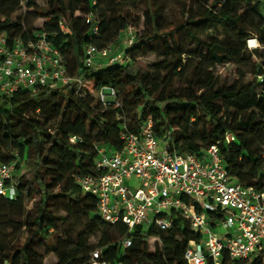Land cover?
<instances>
[{
  "label": "trees",
  "instance_id": "obj_1",
  "mask_svg": "<svg viewBox=\"0 0 264 264\" xmlns=\"http://www.w3.org/2000/svg\"><path fill=\"white\" fill-rule=\"evenodd\" d=\"M143 2L147 7L140 23L136 14ZM175 2L183 16L167 21L160 0H48L46 6L37 0H0V36L10 46L16 40L27 46L44 33L71 77L93 82L96 93L110 88L117 94L102 104L77 82L0 91V165H14L16 189L14 200L0 197V264H44L37 252L41 246L56 254L57 264H88L96 251L112 264H187L185 251L201 236L183 217L175 216L169 231L136 227L132 245L124 248L127 227L104 222L97 198L75 180L95 174L97 146L121 150V134L139 133L149 119L171 152L203 158L216 145L230 175L264 191V61L254 60L259 48L249 52L246 46L257 35L264 50L261 5L192 0L198 11L189 14L182 0ZM23 8L24 16L15 18ZM88 14L99 23L98 36L86 24ZM32 18L45 22L34 28ZM61 22L70 34L62 32ZM214 26L233 28L236 36L228 42L208 40ZM129 27L137 30L135 43L124 48ZM89 45L100 50L113 45L130 61L87 68ZM150 54L157 60L144 66L141 59ZM227 64H234L240 75L231 86L221 85L217 77L216 67ZM228 134L235 138L231 143ZM73 137L80 141L72 142ZM24 167L31 168L30 176L20 174ZM62 230L71 248L59 247ZM158 237L161 242L152 249L150 240ZM222 264H264V256L251 262L224 257Z\"/></svg>",
  "mask_w": 264,
  "mask_h": 264
},
{
  "label": "built area",
  "instance_id": "obj_2",
  "mask_svg": "<svg viewBox=\"0 0 264 264\" xmlns=\"http://www.w3.org/2000/svg\"><path fill=\"white\" fill-rule=\"evenodd\" d=\"M261 5L264 0H254ZM86 24L99 35V23L92 14L84 16ZM60 28L70 34L63 22ZM137 30L129 27L124 34V48L135 43ZM258 48H261L256 40ZM256 49V48H255ZM99 59L102 61L99 62ZM130 58L113 45L99 49L89 45L85 50L87 68L126 64ZM77 82L79 89L88 85L68 74L63 57L48 41L44 33L27 46L22 40L9 45L0 36V91L13 94L19 89L38 86L68 85ZM97 100L107 104L115 100L113 89L97 93ZM126 128V126L124 127ZM123 148L112 151L97 146L95 174L76 176L85 194L98 200V213L106 223L123 224L128 235L122 246L132 245L131 235L136 227L169 231L175 216L183 217L191 229L201 236L191 241L184 258L187 264H222L224 257L231 261L251 262L264 256V191L244 186L227 171L218 146H211L203 158L192 153L171 152L154 134V123L149 119L137 134H121ZM235 140L226 136L227 143ZM72 142L80 141L73 137ZM14 165H0V197L16 198L13 182ZM135 181V186L129 183ZM88 264H112L104 261L100 251L92 254Z\"/></svg>",
  "mask_w": 264,
  "mask_h": 264
},
{
  "label": "rangeland",
  "instance_id": "obj_3",
  "mask_svg": "<svg viewBox=\"0 0 264 264\" xmlns=\"http://www.w3.org/2000/svg\"><path fill=\"white\" fill-rule=\"evenodd\" d=\"M38 3L41 6H46L48 0H37ZM182 2L184 4H186V10L187 12L192 11L193 14H195L198 11V4L192 2V0H182ZM160 3L163 5V13H164V18L167 21H171V20H177L182 18L183 16V12L181 10V8L176 4L175 0H160ZM146 4L145 2L142 3L141 8H140V12L136 14L137 18H140V23L143 22L144 17H143V12L146 10ZM24 12H25V8H23L21 11H19L18 13L15 14V18H19V17H23L24 16ZM255 20L257 22V24H259L260 28L262 26V22L260 20V18L258 16L255 17ZM45 22V19H29V23L32 25V27L34 28H39L42 27L43 24ZM234 36H236V31L233 28H229V29H224L222 27H211L209 30V35L207 37V39H216V40H220L222 42H228V39L230 38H234ZM258 36L257 35H253L252 39H250L249 41H247V50L249 52H253L255 50V48H258V44L256 42ZM250 42H254L252 45L250 44ZM122 46V44H121ZM193 48V47H191ZM190 48V51L192 50ZM259 53L256 54V56H254V60L257 62L258 60H261L262 62L264 61V50H261V48H259ZM157 60V57L153 54L148 55L147 57H144L141 59V63L146 66L147 64H150L152 62H155ZM102 60L99 59V62H101ZM217 70V77L219 78V83L221 85H227V86H231L232 84H234L235 82H237L240 78L239 74H236V71L238 70V68L234 65V64H227V65H218L216 67ZM244 70L246 72H248V69H246L244 67ZM180 72H182V69L180 70ZM250 74H247V77L245 79V81H248ZM88 90V93L90 95H92L94 98H96L97 93H96V87L94 85L93 82H89L88 83V87L85 89ZM260 152L262 154V157H264V147H260ZM31 173V168L30 167H24L22 169V171L20 172L21 175H27L30 176ZM131 186H135L136 182L132 181L129 183ZM32 207L30 206V209ZM60 236V240H63L60 244L59 247L63 248V249H67V248H71L73 246L72 243H68L66 241V238L64 237V231H60L59 233ZM100 240V236L99 234L96 235V237L93 239V243L98 244ZM161 240L158 238H151L150 240V244H151V248L154 249V247L156 246V244L160 243ZM39 256L41 257V259L43 260L44 264H57L58 263V259L57 256L54 252H49L48 249L45 246H41L38 248L37 250ZM89 259V258H88Z\"/></svg>",
  "mask_w": 264,
  "mask_h": 264
},
{
  "label": "clouds",
  "instance_id": "obj_4",
  "mask_svg": "<svg viewBox=\"0 0 264 264\" xmlns=\"http://www.w3.org/2000/svg\"><path fill=\"white\" fill-rule=\"evenodd\" d=\"M252 43H254V42H250V44H252Z\"/></svg>",
  "mask_w": 264,
  "mask_h": 264
},
{
  "label": "bare ground",
  "instance_id": "obj_5",
  "mask_svg": "<svg viewBox=\"0 0 264 264\" xmlns=\"http://www.w3.org/2000/svg\"><path fill=\"white\" fill-rule=\"evenodd\" d=\"M252 44H253V43H252ZM252 44H251V45H252Z\"/></svg>",
  "mask_w": 264,
  "mask_h": 264
}]
</instances>
